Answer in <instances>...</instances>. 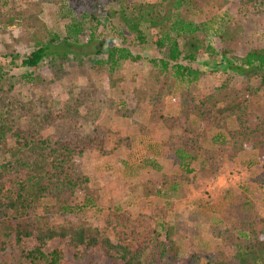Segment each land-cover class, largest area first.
I'll return each instance as SVG.
<instances>
[{
    "label": "trees",
    "instance_id": "16d2710c",
    "mask_svg": "<svg viewBox=\"0 0 264 264\" xmlns=\"http://www.w3.org/2000/svg\"><path fill=\"white\" fill-rule=\"evenodd\" d=\"M69 1L72 5L65 4L62 17L71 21L67 33L61 37L41 18L44 7L52 0H20L17 10H3L0 1V34L11 24L25 27L30 50L23 55L22 65L36 69L46 60L57 77L64 75L62 63L81 64L83 56L52 48L69 44L70 36L75 42L80 34H87L90 40L99 28L109 31L111 18L118 13L129 36L123 37L118 32L121 44L97 45L88 59L89 64L112 71L120 60L140 58L131 54L129 46L148 42L163 53L158 62L150 58L143 91L150 114L161 119L170 131L177 130L165 140L176 163L185 166L187 172L188 162L200 159L199 167L211 173L216 171L218 159L222 157L232 162L245 147L264 149V108L254 99L257 87L264 86V46H253L244 54H236L243 32L241 19L222 29L219 39L223 48L220 61L214 65L241 74L243 88L232 86L231 77L205 95H196L186 88L180 91L178 114L162 115L163 100L177 80H194L203 73L182 65L179 60L193 61L196 54L203 52L215 54L205 37H200L202 29L187 19L186 12L190 7L197 13L209 6L219 9L226 0H133L126 2L119 12L108 9L100 0ZM239 2L240 8L245 9L242 16L249 13L264 17V0ZM85 29L90 32L85 33ZM3 54L11 60L15 57L12 52ZM3 84L0 80V155L8 153V157L0 161V264H186L179 258L178 240L187 236L185 227L170 223L164 206L155 205L152 212L135 216L112 212L102 226L56 219L58 214L70 213L69 202L77 189L88 188V178L80 169L84 153L104 152L106 134L97 121L103 105L113 101L105 90L89 83L79 88L70 105L57 107L53 101L40 99L36 110L32 101L24 103L16 96L14 83H9L7 88ZM23 115L30 118L26 127L21 124ZM68 115L72 117V125H76L68 136L54 140L39 135L41 128ZM229 117L236 119V127L231 130L226 128ZM211 129L217 135L210 139L211 147H204L203 141ZM181 177L182 174L170 175L163 184H178ZM46 197L54 199V203L41 206L38 211L40 200ZM204 210L239 223L238 228L223 230L213 225L214 235L229 243L232 252L217 250L192 255L189 264L202 261L204 264H264V214L257 212L244 189L237 193L230 187L224 189L217 207Z\"/></svg>",
    "mask_w": 264,
    "mask_h": 264
},
{
    "label": "rangeland",
    "instance_id": "374dc122",
    "mask_svg": "<svg viewBox=\"0 0 264 264\" xmlns=\"http://www.w3.org/2000/svg\"><path fill=\"white\" fill-rule=\"evenodd\" d=\"M0 1L3 3V10L19 8L20 0ZM62 1L64 5L60 0H52L41 14L46 26L60 37L65 36L67 25L71 21L62 17L65 4L71 3L69 0ZM131 1L133 0H100L108 9L118 12L126 2ZM240 6L239 0H226V4L219 9L209 6L202 13H197L191 7L188 9L187 19L202 29L200 37H205L215 54L203 52L196 54L193 61L183 58L179 60L182 65L200 69L203 73L194 80H177L163 100L162 115L171 117L178 114L180 91L186 88H190L196 95H205L227 77L232 78V86L243 88L244 79L241 74L222 66L215 68L214 65L220 61L223 48L219 35L225 26H232L235 19H241L240 25L243 27L236 54H244L253 46H264V17L249 13L242 16L245 9L243 11ZM111 21L112 27L109 31L107 29L104 32L103 28H99L93 39L87 40V34H80L74 42L70 36L69 44L62 43L52 48L56 51L63 50L68 55L74 53L78 57L83 56L81 64L75 61L63 62L62 69L66 73L60 77L48 67L46 60L36 69L21 64L23 55L30 50L24 26L11 24L0 34V80L4 82L3 88L14 83L16 96L24 103L32 101L36 110L40 99L53 101L57 107L70 105L71 98L78 93L79 88L89 83L102 88L107 92L106 96L113 99L111 103L103 105L97 121L106 134L104 152L87 151L80 163V169L88 178V188L77 189L69 202L72 207L70 213L58 214L56 219L102 226L107 215L112 212H128L135 216L139 213H150L155 205H159L167 208L170 223L185 227L187 236L178 239L181 246L179 258L184 263L189 264L193 260L192 255L208 254L217 250L231 253L229 243L214 235L216 229L213 225L223 230L232 226L238 228L239 223L233 218L223 219L219 214L204 209L217 207L219 196L224 189L230 187L235 193L244 189L251 196L257 212L264 214V149L245 147L236 154L232 162L222 157L218 159L216 171L211 173H208L210 170L199 167L200 159L192 160L188 162L186 172L185 166L175 162L172 150L165 144L168 135L177 130L170 131L161 119L150 114L143 91L150 58L158 62L163 53L148 42L129 46L131 54L139 55L140 58L120 60L112 71L108 67L98 69L89 64L88 59L92 57L97 45L106 47L121 44L118 32H122L123 37L129 36L118 13ZM85 31L90 32L88 29ZM149 35L150 32H147L148 37ZM4 52H12L14 59L3 56ZM253 79L251 82L257 85ZM257 88L254 99L264 108V86ZM71 118L68 115L63 120L41 128L39 135L54 140L68 136L76 126L70 122ZM29 123L30 118L23 115L21 124L26 127ZM235 127L236 119L229 117L226 128L231 130ZM215 135V129L209 130L203 146L211 147L210 139ZM9 145H12V140H9ZM4 157H8V153H2L0 161ZM74 161L77 162V158ZM181 174L183 177L178 184H163L168 176L180 177ZM155 189L160 192H155ZM53 203L52 198H42L38 211H41V206ZM236 231L240 232L239 229Z\"/></svg>",
    "mask_w": 264,
    "mask_h": 264
}]
</instances>
